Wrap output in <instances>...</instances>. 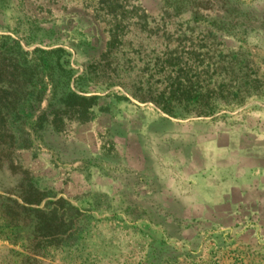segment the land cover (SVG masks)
<instances>
[{
	"label": "rangeland",
	"instance_id": "374dc122",
	"mask_svg": "<svg viewBox=\"0 0 264 264\" xmlns=\"http://www.w3.org/2000/svg\"><path fill=\"white\" fill-rule=\"evenodd\" d=\"M0 59V264H264L117 167L153 117L260 112L264 0H0Z\"/></svg>",
	"mask_w": 264,
	"mask_h": 264
},
{
	"label": "crops",
	"instance_id": "0c3cea01",
	"mask_svg": "<svg viewBox=\"0 0 264 264\" xmlns=\"http://www.w3.org/2000/svg\"><path fill=\"white\" fill-rule=\"evenodd\" d=\"M259 109L195 118L191 129L184 118L152 116L144 126L150 130L146 140L156 137V150L142 137L143 147L132 142L117 165L124 170L119 180H140L146 194L158 197L163 180L183 187L189 199L183 202L177 191L171 198L176 215L192 216V243L204 236L226 246L264 247V107Z\"/></svg>",
	"mask_w": 264,
	"mask_h": 264
},
{
	"label": "trees",
	"instance_id": "16d2710c",
	"mask_svg": "<svg viewBox=\"0 0 264 264\" xmlns=\"http://www.w3.org/2000/svg\"><path fill=\"white\" fill-rule=\"evenodd\" d=\"M2 66H3L2 59H0V71L2 70ZM14 66H16V65H14ZM14 66H12L13 68H11L12 72L13 71L16 72L15 69H14ZM13 87H15V85L12 86V88ZM4 107H6L5 103H4V91H3L2 87L0 86V119L3 118L2 115H3L4 109H5ZM0 133H1L0 134L1 138L5 139L6 141H7V138L10 139V136L8 135L7 132H6V134H4L3 131L2 132L0 131ZM14 145L15 144L12 141H9V142H7V144L4 147L8 148V150H12L14 148Z\"/></svg>",
	"mask_w": 264,
	"mask_h": 264
}]
</instances>
